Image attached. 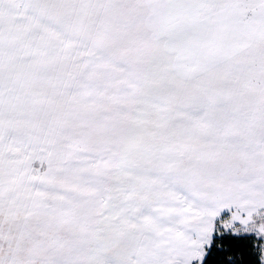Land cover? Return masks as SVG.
<instances>
[{"label":"snow or ice","instance_id":"6c2138e0","mask_svg":"<svg viewBox=\"0 0 264 264\" xmlns=\"http://www.w3.org/2000/svg\"><path fill=\"white\" fill-rule=\"evenodd\" d=\"M0 264H264V0H0Z\"/></svg>","mask_w":264,"mask_h":264}]
</instances>
